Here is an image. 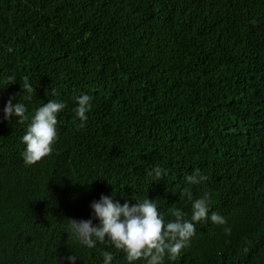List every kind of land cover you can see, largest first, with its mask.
<instances>
[{
    "label": "trees",
    "instance_id": "trees-1",
    "mask_svg": "<svg viewBox=\"0 0 264 264\" xmlns=\"http://www.w3.org/2000/svg\"><path fill=\"white\" fill-rule=\"evenodd\" d=\"M11 96L29 119L0 112V264H102L105 250L128 264L110 242L80 245L68 219L102 194L190 218L185 187L231 232L202 220L165 264H264V0H0V110ZM52 99L66 104L53 150L26 163L21 137ZM195 170L207 179L189 185Z\"/></svg>",
    "mask_w": 264,
    "mask_h": 264
},
{
    "label": "clouds",
    "instance_id": "clouds-1",
    "mask_svg": "<svg viewBox=\"0 0 264 264\" xmlns=\"http://www.w3.org/2000/svg\"><path fill=\"white\" fill-rule=\"evenodd\" d=\"M13 79L12 76L8 77L9 81ZM22 91L25 93V99L30 101L35 88L26 82ZM92 99L87 93L76 97L75 116L81 128L86 126ZM13 100L16 102L13 103ZM65 107L64 101L52 99L47 103L43 102L34 110L27 130L21 137V142L25 145L22 155L26 163H34L52 152V145L58 135L57 117ZM27 111V105L17 101L15 96L9 97L0 110L4 120L17 117L20 122L29 119ZM152 173L156 178H160L167 174V169L156 166ZM206 179L207 177L201 175L198 170L186 175L189 185L200 184ZM182 191L191 201L190 218H186V213L177 208L172 213L175 219L166 222L153 199L132 198L121 203L114 199L113 195L102 194L98 200L90 203L91 213L88 219L69 218L66 227L74 239L87 248H94L97 242H110L117 249H122L128 264H134L141 258L146 264H165L166 257L168 261H175L195 235L198 222L210 220L214 224L224 226L226 234L231 232L226 218L211 211L210 193L205 192L203 196L193 199L190 187H185ZM132 200L135 202L132 203ZM64 259L68 264H76L78 257L72 253ZM113 259L112 252L103 251L102 264H112Z\"/></svg>",
    "mask_w": 264,
    "mask_h": 264
}]
</instances>
